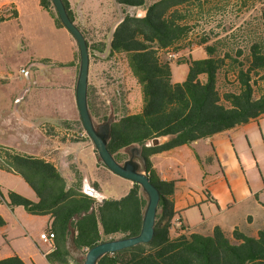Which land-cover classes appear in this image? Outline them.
<instances>
[{"label": "trees", "instance_id": "trees-1", "mask_svg": "<svg viewBox=\"0 0 264 264\" xmlns=\"http://www.w3.org/2000/svg\"><path fill=\"white\" fill-rule=\"evenodd\" d=\"M205 1L116 0L122 9L120 24L116 26L117 21L112 25L107 41L95 42L89 21L85 29L78 25L69 0H64L71 19L88 41L89 108L96 126L113 121L108 147L119 163L127 161L126 150L142 149L147 161L145 171L162 195L153 241L107 254L98 264H264V229L256 237L240 229L229 237L220 227L211 236L189 234L181 218V227L177 228L173 219L179 214L175 213L171 200L177 190L176 182H162L152 170L153 155L264 117V2L258 10L260 30L254 38L242 27L219 40L220 36L214 39L204 34L197 36L200 24L192 10H199ZM40 5L51 15L57 28H65L52 0H40ZM130 9H140L146 14H130ZM16 18L18 12L11 9L0 14V24ZM194 46L203 49L206 58L194 60L192 54L186 56ZM169 53L176 58L169 60ZM77 57L80 68L79 52ZM93 60L114 73L124 64L131 75L130 82L129 79L118 81L114 74H107L103 78L105 83L102 82L92 71ZM39 63L59 68L74 66L73 62L50 59ZM173 64L189 66L184 82H173ZM113 81L121 84L116 86ZM6 83L7 79H0V85ZM137 89L142 96L140 112L130 107L136 108V97L132 104L130 96ZM44 132L58 137L60 143L72 144L80 142L78 134L86 131L82 121H61L45 127ZM68 132L73 133L60 136ZM163 137L169 141L149 146ZM87 139L92 141L88 136ZM1 150L0 168L20 175L39 199L33 202L9 192L8 206L24 208L33 216L50 217L49 232L55 233L56 250L46 256L49 263L69 264L75 260L72 257L75 251L83 255L75 264H84L87 253L99 244L141 234L149 201L140 185L133 184L128 195L119 200L99 202L85 193L81 180L70 184L56 164L13 149L1 147ZM5 225L0 216V228ZM0 264L26 263L15 255L0 260Z\"/></svg>", "mask_w": 264, "mask_h": 264}, {"label": "rangeland", "instance_id": "rangeland-1", "mask_svg": "<svg viewBox=\"0 0 264 264\" xmlns=\"http://www.w3.org/2000/svg\"><path fill=\"white\" fill-rule=\"evenodd\" d=\"M73 2L80 23L89 21L93 27L95 35L91 38L95 42L110 37V28L123 16L116 0ZM263 2L206 0L199 10H192L200 24L197 36L204 34L212 39L220 36L221 40L226 33L244 27L243 30L254 38L260 30L257 16ZM11 9L18 12V18L0 24V79L8 80L0 85V155H3L1 147L38 154L49 145L44 128L78 114L72 91V69L39 62L42 59L71 62L77 42L66 28L56 27L51 15L40 7V0H0V14ZM129 13L138 15L140 12L131 9ZM191 50L185 55L192 54L194 60L206 58L203 49L194 46ZM97 62L93 60L92 71L101 79L114 74L116 80L127 79L128 82L129 79L130 82L131 75L124 64L114 73ZM23 68L27 69L26 74H22ZM188 74V65L173 64L174 83L184 82ZM125 87L127 92L128 87ZM14 107H19V116L14 113ZM197 143L193 148L198 156L191 158L187 151L184 167L170 161L177 181H184L179 184L181 193L200 196L210 193L215 199L184 212L192 227L204 233L205 230L199 228L203 222H206V229L217 226L226 229L234 222L250 233L264 229V119L219 134L213 141ZM217 179L222 182L215 183ZM124 182L120 187H117L119 183H110L111 189L107 191H126L130 181ZM230 187L238 191L246 188L256 193V197H242L240 202L232 197L229 206L224 208L225 190ZM9 192L37 200L36 193L20 175L0 168V216L6 222L0 228V257L16 251L27 264H49L45 254L51 245L41 237L49 233V218L30 215L21 207L12 211L7 204ZM249 219L253 222L249 223Z\"/></svg>", "mask_w": 264, "mask_h": 264}, {"label": "crops", "instance_id": "crops-1", "mask_svg": "<svg viewBox=\"0 0 264 264\" xmlns=\"http://www.w3.org/2000/svg\"><path fill=\"white\" fill-rule=\"evenodd\" d=\"M69 2L72 6L73 12L76 15L77 24L82 26V28L85 29L86 23L83 25L80 23L79 13L77 11L75 3L73 2V0H69ZM40 7H41V5H40ZM135 10H138L140 12L139 16H144L146 14V12L143 10H140V9H135ZM119 24H120V21L117 22L116 26H118ZM116 26H115L113 31H115ZM60 29H63V28H60ZM78 52H79V48L77 45V47L73 48V59L71 61L74 63V66L71 67V69L73 71V77H74L72 91H73L74 97L76 99V103H77L76 87H77V81H78L79 69H80L78 67L79 61L77 59ZM39 64H41V63H39ZM41 65H43V64H41ZM90 66H91V64H90ZM89 81H90V76H89ZM19 97L20 96L18 95L17 99ZM133 97H136V105H135L136 108H134V106L131 105L130 106L131 110H135L136 112L142 111V96H141L140 90L137 89V90H135L133 95L131 94L130 100H131L132 104H133ZM13 109L15 110L14 113H16L19 116V113H20L19 107H17V108L14 107ZM77 109H78V106H77ZM263 119H264V117H261L260 119L252 121V122H262ZM21 120L24 121V119H21ZM61 121H76V122L81 121L79 109H78V114L76 116L67 117V119H61L57 124H59ZM252 122H250V123H252ZM57 124H54L51 126H55ZM249 124H247V125H249ZM243 126H246V125H243ZM240 127H242V126H240ZM237 128H239V127H237ZM237 128H235V129H237ZM232 130H234V129H232ZM229 131H231V130H229ZM226 132H228V131H226ZM60 134H61L60 135L61 137L65 136L63 133H60ZM45 135L48 139V143H49L48 147L41 150L38 154H32V153H27V152H21V153L26 154V155H30L33 157L43 158V159H46V160L56 164V166L61 170V172L64 174V176L68 179L70 184H74L77 182V180H81L83 183L84 189H85V185H88L90 188L97 190L102 195L104 200H108V199L119 200V199L128 195V193L130 192V190L132 189L133 184H134L132 182H130V184H127L129 186L127 187L126 191L123 190V191L118 192V193H115V189H112L111 191H107L108 189H111V187H110L111 184L119 183L117 187H120L121 185H124L126 183L124 181H128V180H126V179L124 180V178L119 177L118 175L111 172L108 168L103 166V164L100 161L99 156L97 154L96 147L92 141H89L87 138H85V139H81L80 142H76V143H72V144H70V143L66 144V143H60L58 137L56 138L53 136H48L46 133H45ZM216 136L217 135H215L211 138H208V139H203V140H207V142H210V141H213ZM167 141H169V138L163 137V143L162 144L166 143ZM199 141H202V140H199ZM199 141H197V142H199ZM197 142H195L191 145H185L183 147H179V148H176V149H173L170 151H166L163 153L153 155L150 157V161L152 162V170L156 173V175L158 176L160 181H162V182H176L177 190H176L175 195L171 197V200L174 204V211L176 214H179V216H177V215L175 216V218L173 219V223H175V224L178 223L179 218H181L184 225L186 226L189 234L199 233V234H202L205 236H211L213 234L214 229L217 227H220V226L213 227L212 229H206V222H203L199 225V228L202 230H205V232L204 233L198 232L196 229H194L192 227L191 223L188 221V219L185 216L186 213H184V212H187L188 210H191L194 207L200 206V204L208 203V202H211L212 200L215 201V199L212 197V195L210 193H208L209 195L207 194L204 196H200V195H197V194L192 193V192L188 193V194L181 193L182 187L179 184L180 183L182 184L184 181H177V177L175 176L174 168L171 167L172 163H170V161H173L174 163L176 162V164L178 166L184 167V165L186 164L185 156L188 153L187 151H190V153H191L190 157L191 158H193L194 156H198L195 149L193 148V146H196L198 144ZM149 146H151V145L149 144ZM137 148H140V147H137ZM132 149L133 148L126 150L124 152L128 155L127 160H129L133 155H135L136 160L141 162L140 158L137 155V152L135 150L132 151ZM141 152H142V149H141ZM142 154H143V152H142ZM143 172H146L145 167H143ZM220 182H222L221 179H217L215 183H220ZM110 192H112V193H110ZM255 194L256 193H254L253 191L249 192L246 188L242 189L241 191H238L236 188L230 187V189L225 190L226 197H224V200H225L224 201V208H227V206H229L228 204H230L232 197H235V199L236 198L239 199V202H240V199L242 197H243L242 199H252V198L256 197ZM28 198L35 201V199H32L31 197H28ZM38 201H39V199L37 197V200L35 202H38ZM230 207H233V206L230 205ZM16 208H10V209H12V211H16ZM48 218H49V223H50V217H48ZM248 222L251 223V222H253V220L249 219ZM220 228L229 237H232V235L236 229H240L242 232H244L250 236H253V237H256L260 232V231H258L256 233H252V232L250 233L247 231V228L243 229L239 223H234V222L231 223L229 228H226V229L224 227H220ZM43 241H45V240H43ZM46 243H50L51 248H49V250L47 251L45 256L49 255L50 253H52L56 250V246H55L54 242H46ZM15 255L19 256L26 263L25 259H23L20 255V253L16 252V251L13 253L6 254L3 257H0V260H4V259L10 258V257H13ZM72 257H73V259H75L77 261H81L83 258V255L80 254L79 252L72 251ZM75 260L70 261L69 264H75V262H74ZM49 264H51V263H49Z\"/></svg>", "mask_w": 264, "mask_h": 264}, {"label": "water", "instance_id": "water-1", "mask_svg": "<svg viewBox=\"0 0 264 264\" xmlns=\"http://www.w3.org/2000/svg\"><path fill=\"white\" fill-rule=\"evenodd\" d=\"M52 2L58 12L60 21L74 37L79 47L80 69L76 87V98L80 118L86 134L94 143L98 151V155L106 168L119 177L140 185L145 194L148 196L149 201L143 219L142 232L139 236L104 242L94 247L87 253L84 264H98L99 260L107 254H113L139 245L149 244L153 241L162 195L159 188H157L151 180L149 174L143 172V167H146L147 161L140 148L135 147L132 151L135 150L137 152L141 162L137 161L135 155H133L126 162L119 163L109 150L108 144L113 121L96 126L89 108V76L91 56L88 41L82 30L71 19L64 0H52ZM162 143L163 138H158L150 145L159 146ZM84 191L87 195L97 198L99 202L104 200L102 195L97 190L90 188L88 185H85Z\"/></svg>", "mask_w": 264, "mask_h": 264}, {"label": "built area", "instance_id": "built-area-1", "mask_svg": "<svg viewBox=\"0 0 264 264\" xmlns=\"http://www.w3.org/2000/svg\"><path fill=\"white\" fill-rule=\"evenodd\" d=\"M168 58L169 60H172L174 58H176V55L173 54V53H169L168 54ZM27 73V69L23 68L22 69V74H26ZM73 132H68V133H63L64 135L67 134V136H70ZM87 134L86 132H82L81 134H78V137H80V139H85L87 138ZM176 227L177 228H180L181 227V224L178 222L176 223ZM42 239L45 240L46 242H53L54 239H55V233H52V232H49L48 234H42ZM86 252H88V250H86Z\"/></svg>", "mask_w": 264, "mask_h": 264}]
</instances>
